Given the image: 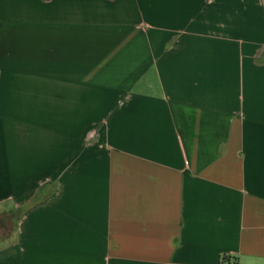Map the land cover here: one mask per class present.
Listing matches in <instances>:
<instances>
[{"label":"crops","instance_id":"crops-1","mask_svg":"<svg viewBox=\"0 0 264 264\" xmlns=\"http://www.w3.org/2000/svg\"><path fill=\"white\" fill-rule=\"evenodd\" d=\"M0 264H264V0H0Z\"/></svg>","mask_w":264,"mask_h":264},{"label":"trees","instance_id":"trees-1","mask_svg":"<svg viewBox=\"0 0 264 264\" xmlns=\"http://www.w3.org/2000/svg\"><path fill=\"white\" fill-rule=\"evenodd\" d=\"M230 260H233L236 264V260L228 256H222V258L220 259V264H229Z\"/></svg>","mask_w":264,"mask_h":264},{"label":"rangeland","instance_id":"rangeland-1","mask_svg":"<svg viewBox=\"0 0 264 264\" xmlns=\"http://www.w3.org/2000/svg\"><path fill=\"white\" fill-rule=\"evenodd\" d=\"M5 234V229L3 227H0V236H3Z\"/></svg>","mask_w":264,"mask_h":264},{"label":"built area","instance_id":"built-area-1","mask_svg":"<svg viewBox=\"0 0 264 264\" xmlns=\"http://www.w3.org/2000/svg\"><path fill=\"white\" fill-rule=\"evenodd\" d=\"M229 264H235V262L233 260H230Z\"/></svg>","mask_w":264,"mask_h":264}]
</instances>
